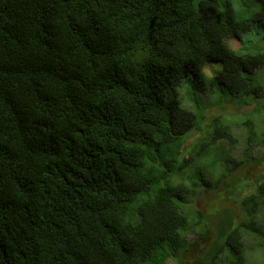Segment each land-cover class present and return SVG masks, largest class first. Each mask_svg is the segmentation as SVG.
I'll return each instance as SVG.
<instances>
[{
    "label": "trees",
    "instance_id": "1",
    "mask_svg": "<svg viewBox=\"0 0 264 264\" xmlns=\"http://www.w3.org/2000/svg\"><path fill=\"white\" fill-rule=\"evenodd\" d=\"M239 1L0 0V264L244 263L264 175L235 199L230 178L264 157L237 159L236 123L206 117L252 105L264 146V0ZM204 188L225 218L194 205Z\"/></svg>",
    "mask_w": 264,
    "mask_h": 264
},
{
    "label": "rangeland",
    "instance_id": "2",
    "mask_svg": "<svg viewBox=\"0 0 264 264\" xmlns=\"http://www.w3.org/2000/svg\"><path fill=\"white\" fill-rule=\"evenodd\" d=\"M241 2L243 4H241ZM238 2V8H243V6H247L249 4H252L251 7L252 9H258L259 8V3L256 0H242ZM246 36V35H245ZM264 39V38H263ZM263 39L260 37L254 38V44H261L263 42ZM229 44L237 49L240 47V43L238 41H235V39H232ZM204 70L208 73L210 72L207 67L204 68ZM257 78L260 83H264V67L260 68L257 71ZM206 107L208 108L206 111V117L210 118L214 115L218 114H225L229 118H231L234 123H236L235 126V137H236V142L233 146V150L231 147H229V143L227 142H222V146L224 147L225 151H227L229 148L232 150L231 153L237 157V159H244L247 155L248 157H254V158H259V157H264V146L262 144L257 143V145H254L253 143H250L248 145L247 143V134L245 132V125L244 123L247 121V119H250L251 117L255 118V114L252 113L250 110L252 109L251 106H246V107H237L233 106L230 103H222L221 105H216V104H209L206 103ZM253 114V115H252ZM256 125L259 123L258 118L255 119ZM264 121L258 124L257 132H256V141L257 142H263L264 143ZM200 137H203L202 134H198V136H193L189 141L185 143V149L187 150L194 141L199 139ZM252 157V158H253ZM259 160V159H258ZM257 161V160H256ZM260 174L261 178L264 175V158L259 160L258 162L255 161H250L248 164H246L245 167L239 166L233 171V176H231L230 180L232 181V177L235 179V187H234V192H233V197L232 199H235V195L238 191H240L243 187L249 186L248 188H244L246 195L251 193L257 185V175ZM229 179V178H228ZM223 183H226V180H224ZM225 186L221 184L220 188H215V189H224ZM198 197L195 199L194 205L199 207L201 210L207 211L208 206L211 204V207L215 211H220L222 214L223 218H225V215L230 213L229 209V202L225 200L224 197H219L214 193L213 190H206L204 188ZM232 204V203H231ZM228 205V206H227ZM237 215L239 217H243V214L240 212V210H235ZM235 213V214H236ZM260 228L264 232V223L260 224ZM258 232H261V230H258ZM253 239V238H252ZM253 244L260 242V245H257L256 247L250 246L252 242L250 240H246L245 244L246 247L244 249V263L243 264H264V236L261 238L259 235L255 236L253 239ZM201 247V246H200ZM206 246L203 248L205 249ZM200 257L202 254L199 255ZM198 255H194L191 253H187L185 257L183 258L181 263L178 264H204L203 260H200ZM217 264H225L220 261L217 262Z\"/></svg>",
    "mask_w": 264,
    "mask_h": 264
},
{
    "label": "clouds",
    "instance_id": "3",
    "mask_svg": "<svg viewBox=\"0 0 264 264\" xmlns=\"http://www.w3.org/2000/svg\"><path fill=\"white\" fill-rule=\"evenodd\" d=\"M203 69H204V68H203ZM204 71H205V70H204ZM205 72H206V71H205ZM206 75H208V76L210 77V76H211V73H207V72H206Z\"/></svg>",
    "mask_w": 264,
    "mask_h": 264
}]
</instances>
